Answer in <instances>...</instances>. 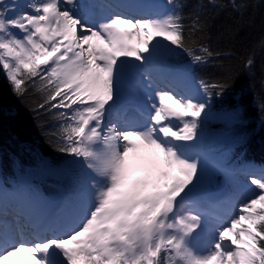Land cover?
I'll return each mask as SVG.
<instances>
[{"label": "snow or ice", "instance_id": "obj_1", "mask_svg": "<svg viewBox=\"0 0 264 264\" xmlns=\"http://www.w3.org/2000/svg\"><path fill=\"white\" fill-rule=\"evenodd\" d=\"M167 6L159 14L132 2L0 0V72L17 97L38 95L33 111L56 121V151L82 166L52 214L26 191L0 190V264H264V169L243 170L226 204L190 199L204 175L190 153L228 79L198 80V97L177 91L188 67L169 59L185 53L205 65L213 53L199 44V14L186 17L184 0ZM130 75L145 95L138 126L115 115ZM141 148L150 158L130 163Z\"/></svg>", "mask_w": 264, "mask_h": 264}, {"label": "trees", "instance_id": "obj_2", "mask_svg": "<svg viewBox=\"0 0 264 264\" xmlns=\"http://www.w3.org/2000/svg\"><path fill=\"white\" fill-rule=\"evenodd\" d=\"M236 3L245 5L243 11L233 9L232 0H184V15L195 11L204 25L197 33L199 44L213 55L205 65H191L185 53L170 58L169 63L188 67L198 96V80L228 79L223 94L209 99L211 118L200 130L201 135L215 136L221 142L203 146L227 166H264V0ZM249 57L254 63L246 68ZM38 98L31 91L22 97L14 95L0 72V185L23 186L38 199L62 204L80 177L82 166L56 151L50 137L56 121L33 111ZM197 185H208L215 193H229L222 177L206 169Z\"/></svg>", "mask_w": 264, "mask_h": 264}, {"label": "rangeland", "instance_id": "obj_3", "mask_svg": "<svg viewBox=\"0 0 264 264\" xmlns=\"http://www.w3.org/2000/svg\"><path fill=\"white\" fill-rule=\"evenodd\" d=\"M136 1V0H133ZM142 5L144 4V7L147 10H151L150 5H152V7L154 8V11H160L163 9V4L162 2H156L153 0H138ZM160 14V13H159ZM128 80V85L125 87H122L121 89V94L119 97V101H118V105H117V109L116 111L119 113L118 117L120 116L121 119L123 120H127L131 125H134V121L132 119V115L134 114V107H139L140 109H144V102L145 100H143L142 95H141V91H140V83L138 82L136 76L134 75H130L127 77ZM193 96H195L194 93V88H193ZM141 110V111H142ZM135 115V114H134ZM207 138H210L213 140L218 141V138H216L215 136L212 137H199L197 142H196V146L193 150L192 153H190V155L193 156V158H195L197 155H199L200 159L203 161L202 167L205 169H209L211 172L210 173H217L220 174L225 181L228 182V184L230 185V187H232V193L234 192L235 189V185L238 181V176L239 174L237 173H232V175H227L225 174V172L221 171L219 168H211L207 162L202 158V156L204 155V153H202L201 151L203 150L201 148L200 150V145L201 142H205L207 141ZM147 150V149H146ZM136 154V153H135ZM137 155V154H136ZM209 155V154H208ZM147 156V155H146ZM151 153L148 154V158H150ZM212 156V155H209ZM214 157V156H212ZM135 158V157H133ZM140 161L139 163L142 162V160L144 159L142 156L141 151L139 152V157ZM130 163H133V160L130 158ZM138 164V163H137ZM143 172L139 169L134 170L133 172V176L134 177H139L142 176ZM242 179L245 180L244 176L242 175ZM1 190V189H0ZM204 194L201 195H195V192L193 190V192L190 194V199H201L206 197V195H204V197H202ZM38 202V211L42 212V213H47V214H52L57 212V207L55 206H47L44 202H42L39 199H36ZM223 223V222H222ZM214 231V229L212 228V223L208 222L207 224L204 225L203 231L200 233L199 237L197 239L194 240V245L199 248V249H204L205 245L207 243L208 238L210 237V233ZM22 258L21 257H13V258H9V260L6 262L8 264H20Z\"/></svg>", "mask_w": 264, "mask_h": 264}, {"label": "bare ground", "instance_id": "obj_4", "mask_svg": "<svg viewBox=\"0 0 264 264\" xmlns=\"http://www.w3.org/2000/svg\"><path fill=\"white\" fill-rule=\"evenodd\" d=\"M20 2L21 3H23V2H25V0H20ZM128 2H132V3H136V4H138V5H140L139 3H138V1L136 0V1H128ZM126 3V2H125ZM140 6H142V5H140ZM118 112L116 111V113H115V115L118 117ZM132 117V119H133V121H134V125L133 126H138L141 122H142V118H140L139 116H137V115H132L131 116ZM118 118H120V116L118 117ZM7 133V132H6ZM12 139H14V138H12ZM19 139V138H18ZM31 140V139H30ZM11 141V140H10ZM32 141H34V140H32ZM17 143H18V141H17ZM20 144V143H19ZM24 144V143H23ZM22 144V145H23ZM53 145V144H52ZM19 147V146H18ZM18 147H16V148H18ZM20 148V147H19ZM21 148H22V146H21ZM26 148V147H25ZM34 148V147H33ZM20 150H22V149H19V151ZM24 150V149H23ZM29 150V149H28ZM35 150V149H34ZM141 151V153H142V156H143V158L144 159H147L148 158V154H150V151L149 150H146V149H143V148H141V149H139L137 152H136V154L135 153H133V154H131L130 155V158L133 160V164H137V163H139V161H140V158H138L139 157V152ZM25 152V151H24ZM31 153H32V151H31ZM29 154H30V150H29ZM35 154V153H34ZM32 155V154H31ZM52 155V154H51ZM53 155H55V154H53ZM147 155V156H146ZM56 156V155H55ZM60 155L58 154V157H59ZM133 157H135V158H133Z\"/></svg>", "mask_w": 264, "mask_h": 264}]
</instances>
